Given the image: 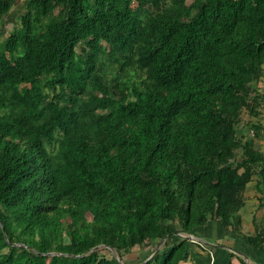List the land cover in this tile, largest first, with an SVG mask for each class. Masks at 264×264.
Instances as JSON below:
<instances>
[{
	"label": "trees",
	"instance_id": "trees-1",
	"mask_svg": "<svg viewBox=\"0 0 264 264\" xmlns=\"http://www.w3.org/2000/svg\"><path fill=\"white\" fill-rule=\"evenodd\" d=\"M17 1L0 0V24ZM23 11L0 43V264H126L152 244L136 264H181L182 235L238 227L264 179L243 119L260 105L264 0Z\"/></svg>",
	"mask_w": 264,
	"mask_h": 264
},
{
	"label": "crops",
	"instance_id": "crops-1",
	"mask_svg": "<svg viewBox=\"0 0 264 264\" xmlns=\"http://www.w3.org/2000/svg\"><path fill=\"white\" fill-rule=\"evenodd\" d=\"M251 86L260 95V105L256 116L243 119L258 126L254 145L264 155V73ZM237 130L239 136L253 137L243 124ZM237 215L238 227L225 228L210 221L182 235L188 241V252L181 264H264V179L259 175L245 186Z\"/></svg>",
	"mask_w": 264,
	"mask_h": 264
},
{
	"label": "rangeland",
	"instance_id": "rangeland-1",
	"mask_svg": "<svg viewBox=\"0 0 264 264\" xmlns=\"http://www.w3.org/2000/svg\"><path fill=\"white\" fill-rule=\"evenodd\" d=\"M194 0H186L187 5L191 4ZM25 6V0H18L16 5L12 8L10 13L4 18L3 23L0 24V43L8 37L12 31L13 26L18 23L20 16L23 14V8ZM161 247H158L160 249ZM156 249V245L152 244L148 248L138 249L134 248L129 256L123 258V262L126 264H136L144 257L148 256ZM104 255L107 252L102 251Z\"/></svg>",
	"mask_w": 264,
	"mask_h": 264
},
{
	"label": "built area",
	"instance_id": "built-area-1",
	"mask_svg": "<svg viewBox=\"0 0 264 264\" xmlns=\"http://www.w3.org/2000/svg\"><path fill=\"white\" fill-rule=\"evenodd\" d=\"M252 133V132H251Z\"/></svg>",
	"mask_w": 264,
	"mask_h": 264
}]
</instances>
